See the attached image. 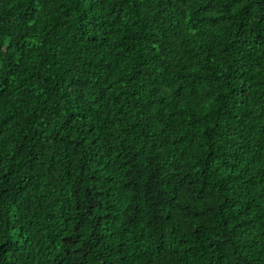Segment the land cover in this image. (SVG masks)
<instances>
[{
    "label": "trees",
    "instance_id": "trees-1",
    "mask_svg": "<svg viewBox=\"0 0 264 264\" xmlns=\"http://www.w3.org/2000/svg\"><path fill=\"white\" fill-rule=\"evenodd\" d=\"M0 264H264V0H0Z\"/></svg>",
    "mask_w": 264,
    "mask_h": 264
}]
</instances>
